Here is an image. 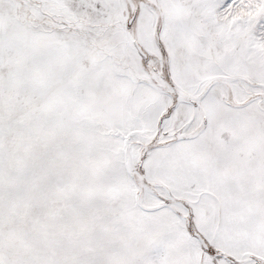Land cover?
Listing matches in <instances>:
<instances>
[{
    "label": "snow or ice",
    "instance_id": "1",
    "mask_svg": "<svg viewBox=\"0 0 264 264\" xmlns=\"http://www.w3.org/2000/svg\"><path fill=\"white\" fill-rule=\"evenodd\" d=\"M0 264H264V0H0Z\"/></svg>",
    "mask_w": 264,
    "mask_h": 264
}]
</instances>
